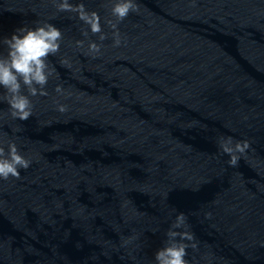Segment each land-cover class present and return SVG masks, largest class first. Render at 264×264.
<instances>
[{"label": "water", "instance_id": "1", "mask_svg": "<svg viewBox=\"0 0 264 264\" xmlns=\"http://www.w3.org/2000/svg\"><path fill=\"white\" fill-rule=\"evenodd\" d=\"M69 2L101 18L96 58L53 0H0V54L35 22L63 35L32 116L0 101V145L31 161L0 179V264H155L180 212L188 264H264V0H134L119 47L114 0ZM221 137L249 144L234 167Z\"/></svg>", "mask_w": 264, "mask_h": 264}, {"label": "clouds", "instance_id": "2", "mask_svg": "<svg viewBox=\"0 0 264 264\" xmlns=\"http://www.w3.org/2000/svg\"><path fill=\"white\" fill-rule=\"evenodd\" d=\"M53 5L58 13H74L75 17L85 25L81 29V35L85 39L89 34L97 35L102 42L107 35L101 28V18L95 11L89 12L83 3L73 4L69 0H53ZM115 22L107 20L111 27L113 46L121 45V36L118 24L124 21L130 12H137L138 6L134 0H114L110 9ZM62 32L51 23L35 22V27L18 28L10 38H4L3 45L7 46V54H0V101L7 103L8 112L12 119L25 121L32 116V102L30 97L46 96V85L53 75L54 69L50 67L49 56H55L61 47ZM78 48L84 47V40L76 41ZM102 44L88 39L87 51L84 55L96 58L101 54ZM67 63V61H62ZM55 92L65 95L62 85L55 86ZM26 93V94H25ZM57 111H67V106L57 104ZM219 149L230 157L228 164L236 166L239 160L245 156L249 149L247 141L234 142L232 137L220 138ZM31 161L20 154L15 143L0 145V179L8 180L9 177L20 178L19 169L27 170ZM210 216V213H209ZM187 217L183 212L176 215L170 228L166 231V240L163 246L154 254L155 264H188L185 260L187 249L197 247L194 235L188 230ZM136 237H133L135 239Z\"/></svg>", "mask_w": 264, "mask_h": 264}]
</instances>
